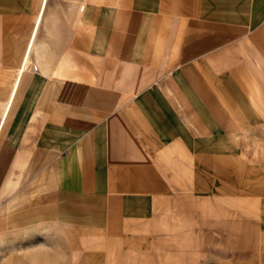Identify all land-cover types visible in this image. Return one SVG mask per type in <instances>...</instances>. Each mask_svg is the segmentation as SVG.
Listing matches in <instances>:
<instances>
[{
	"label": "crops",
	"instance_id": "obj_1",
	"mask_svg": "<svg viewBox=\"0 0 264 264\" xmlns=\"http://www.w3.org/2000/svg\"><path fill=\"white\" fill-rule=\"evenodd\" d=\"M0 235L7 264L263 250L264 0H0Z\"/></svg>",
	"mask_w": 264,
	"mask_h": 264
},
{
	"label": "rangeland",
	"instance_id": "obj_2",
	"mask_svg": "<svg viewBox=\"0 0 264 264\" xmlns=\"http://www.w3.org/2000/svg\"><path fill=\"white\" fill-rule=\"evenodd\" d=\"M220 251H223L221 249ZM222 253V252H221ZM224 258H220V264H264V249L263 250H244V249H236L234 252V257L230 254L228 258L225 254ZM124 260H117L115 256L110 257L109 264H133L135 259L131 257H126ZM94 259V258H93ZM133 259V260H132ZM180 262L183 264H195L196 257L191 258H180ZM180 262L176 263L173 261V264H180ZM208 263L211 264V258ZM0 264H7V240H3V237L0 235Z\"/></svg>",
	"mask_w": 264,
	"mask_h": 264
}]
</instances>
